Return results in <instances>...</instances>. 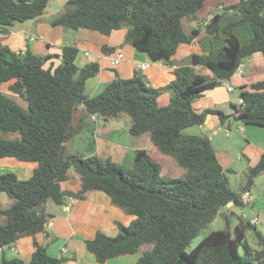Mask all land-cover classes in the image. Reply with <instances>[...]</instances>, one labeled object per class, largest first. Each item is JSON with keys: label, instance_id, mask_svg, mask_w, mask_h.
I'll use <instances>...</instances> for the list:
<instances>
[{"label": "trees", "instance_id": "1", "mask_svg": "<svg viewBox=\"0 0 264 264\" xmlns=\"http://www.w3.org/2000/svg\"><path fill=\"white\" fill-rule=\"evenodd\" d=\"M50 0H0V85L17 95L24 107L0 89V158L12 157L34 162L26 175L14 171L0 173V193L11 203L0 205V251L23 236L44 231L50 214L47 202L61 205L67 196L84 198L93 190L108 196L109 204L132 218L115 221L116 234L96 231L84 241L97 263L141 251L136 264H264V231L237 215L230 230L229 215L220 210L229 202L241 206V195L249 192L256 177H264V151L254 165L243 172V182L232 190L228 172L216 158L209 137L185 134L183 130L200 126L208 114H216L221 124L239 122L264 128V78L252 82L248 90L240 87L238 103H230L225 114L218 109L200 111L193 99L206 89L219 86L255 52L264 58V0H237L223 7L238 17L222 28V13H213L205 23L187 33L183 19L197 20L196 12L206 0H67L66 10L52 25L73 30L90 29L107 35L126 27L124 42L145 52L153 61L169 63L182 43H189L202 29L213 42L222 33L225 43L203 53H192L187 63L174 70V78L158 88L148 84L137 70L130 77L115 71L114 78L96 95L84 93L87 79L99 71L96 61L78 67V48L65 45L61 62L54 65L52 55L31 49L13 51L2 43L16 22L44 13ZM249 25L252 36L241 45L234 29ZM103 52L114 47L103 45ZM196 67L204 68L210 75ZM161 92H169L166 105H158ZM82 107L79 123L74 112ZM98 115L104 121L122 116L129 119L131 135L148 132L154 146L170 155L184 169L173 177L163 170L146 149H137L131 167H122L110 158L87 157L68 152L69 142L82 129L84 119ZM73 169L79 177L76 192L63 190L61 183ZM220 215L223 229L206 234L190 251L194 237ZM252 231L258 248L250 245L246 232ZM144 244L150 248H142ZM35 250L28 258H7L0 264H59L62 259L48 254L46 244L34 239Z\"/></svg>", "mask_w": 264, "mask_h": 264}, {"label": "crops", "instance_id": "2", "mask_svg": "<svg viewBox=\"0 0 264 264\" xmlns=\"http://www.w3.org/2000/svg\"><path fill=\"white\" fill-rule=\"evenodd\" d=\"M66 1L67 0H50L44 13L39 17L24 22L14 23L9 31L3 34L2 43L13 51H22L29 48L37 54L52 55L48 63L52 62L54 65L61 62V50L63 46L75 45L78 48V54L75 59V63L78 67L81 68L91 61H96L99 64L98 73L85 82L84 93L88 96H94L99 93L106 84L114 78L115 71L122 77L132 76L135 70L140 73L141 71H147V75H145L146 78L149 79V81H147L149 85L152 87L164 86L174 78V70L187 63V58L190 54H200L211 47H219L225 43L224 34H221L211 42L209 35L200 29L199 33L191 42L182 43L178 47L169 63L153 61L145 52L136 50L131 44L125 43L127 45H121L124 40L126 28L113 30L111 33L104 35L98 31L84 28L74 30L75 32H70V30H66L64 26L52 25V21L61 17L65 12ZM209 1L208 6H211V11H207L204 16L197 14L199 10L196 12V18L200 20V26H202L213 13H221L220 10L223 9L224 6L235 3L237 0ZM229 11V14H224L226 17L224 15L222 16L219 22L220 28L238 17L234 11ZM262 15L264 16V9ZM194 25L195 24H193L190 29ZM234 34L238 37L240 44L245 45L249 42L252 31L250 26L245 25L242 28L234 29ZM103 45L114 47V50L111 53L103 52L101 49ZM118 49L122 50L123 57L118 63H114L113 59ZM141 64H145V68H141ZM195 70L210 75V72L204 68L196 67ZM263 78L264 58L260 52H255L250 57L243 60L242 65L235 70L228 80L223 81L217 87L206 89L201 96L193 99L192 106L198 111L211 108L229 114L225 106L230 103H238L240 100L239 96H235V102H233L234 99L230 96V94L233 93V88L243 87L242 89L248 90L252 82L262 80ZM3 84L4 87H2V91L7 92L6 88L9 83ZM3 84L0 85V89ZM227 85L231 86L232 89L228 90ZM169 99V93L162 92L157 99L158 105H166ZM76 113L77 115L74 116V124L79 123L78 119L83 114L82 107H79ZM126 117L127 116H122L116 120L110 121H104L102 119L104 124L98 125V115L93 114L87 116L84 121L88 120V123H93L95 126L93 125L91 128L83 127L80 132H84L85 129L92 130L94 147L89 154L97 155L100 158H110L114 162H122L128 166H132L135 151L143 148L147 150L153 159L162 165L165 172L173 177L182 175L184 169L177 164L173 157L160 152L154 146L148 132L140 135H131L129 133V121ZM121 121L126 124L125 127L119 126ZM232 125L240 128L242 137L245 140V143L241 145V152L245 157V163L242 167L243 172L248 166L257 163L261 153L264 151V128L257 125H244L239 122H232L229 125L228 122L227 124H221L216 114L206 115L204 123L198 127L199 131H201L200 135H205V133H207L206 136L209 137L216 158L221 166L231 172L232 169L230 166L234 163L233 156L223 146L219 145L215 148L214 144L215 140L221 137L219 134L222 129L226 130L224 134L226 140L234 136L230 132ZM7 162H12L11 158H0V168H3L2 171L15 170L8 169L6 167ZM26 163L28 164H22L24 166L23 169H20L22 172L17 173L26 176L36 166L34 162ZM15 168H17V166ZM2 171H0V173ZM70 174V178L62 182L61 187L63 190L76 192L79 189V177L75 171H70ZM247 193L248 200L243 202L249 207V213L247 215L244 209L240 210L241 216L248 219L250 222L256 220V222L252 223L258 230L264 231V186L255 197H252L251 190ZM10 203L11 200L6 194L0 193V205L6 206ZM231 206H234L233 203L227 206L226 210L230 211ZM46 211L50 216L48 217L44 231L36 233L34 237L30 235L20 237L12 245L4 247L0 251V254L7 258H12L14 256L28 258L35 250V239L39 243L46 244L49 255L62 259L59 264H136L141 251L134 254L117 256L107 260L105 263H97L92 254H90L85 247L84 241L92 238L96 231H101L106 235H115L117 232L115 221L128 223L132 218L123 211L112 207L109 204L106 193L100 190H93L88 192L84 198L67 196L64 199V203L61 205L47 202ZM231 211L233 213V210ZM236 222L237 219L235 217L233 227Z\"/></svg>", "mask_w": 264, "mask_h": 264}, {"label": "rangeland", "instance_id": "3", "mask_svg": "<svg viewBox=\"0 0 264 264\" xmlns=\"http://www.w3.org/2000/svg\"><path fill=\"white\" fill-rule=\"evenodd\" d=\"M208 2H210V1L209 0H206L205 1L203 8L201 7L199 9V11L197 13L198 15L204 16V15H206V12L207 11H211L212 10L211 9V6H208V4H209ZM225 3H227V2H225ZM220 12L223 15L225 13H228V14L230 13V11H224L223 12L222 9L220 10ZM234 13L238 15L237 12L234 11ZM199 22H200L199 19H197V20H188L186 18L183 19L182 25H183L184 31L187 32V33H189L190 32V27L193 24H195L194 26L199 25ZM246 26H249V25H246ZM65 28H66V30H70V32H75L73 29H70V28H67V27H65ZM122 28H126V27H122ZM126 31H127V28H126ZM123 44H125L124 41L122 42L121 45L123 46ZM125 45H127V44H125ZM118 52H121L122 53V50L118 49ZM146 73H147V71H141V74L145 78H146V75H147ZM147 81H149V79H147ZM2 87H4V84L1 86V90L3 89ZM158 87H160V86H158ZM158 87H156V88H158ZM7 93H9V92H7ZM167 93H169V92H167ZM9 94H10V96L15 101L19 102L24 107L26 106L25 102L23 100H21L17 95L12 94V93H9ZM161 94H162V92L160 93V95ZM169 95H170V93H169ZM239 95H240V89L238 87L233 88V93L230 94L231 98L234 99L233 102H235V96H239ZM225 109H227L228 112L231 111L230 104L227 105V106H225ZM227 110H225V111H227ZM75 115H77L76 111H75V113L73 115V118H72L73 119V122H74V116ZM126 118L129 121L128 117H126ZM120 123L121 124H119V126H121V127H125L126 126V124H124L123 121H121ZM97 124L98 125H103L104 124V121H102V118L100 116H99V119H98V123ZM93 125H94L93 123H91V124H90V122L88 123V120L87 121H84V124L82 126V129H83V127H86V128L89 127V128H91ZM91 132H92L91 129L90 130L85 129L84 132H78L73 138H71V140L69 142L70 147H68V152L69 153H72V154H76L78 156H82V157H87V156L91 155L89 153H91V151H92V149L94 147V143H93V140H92V133ZM230 132L234 136L232 138H230L229 140H226V137L224 136V134L226 133V130L225 129H222L221 130V133L219 134L221 137H218L215 140L214 147L216 148L219 145L220 146H223L233 156L234 163L230 166V168L232 170H231V172H228V178H229L230 188L232 190H235L236 191V190L239 189V185H241V183L243 182V175H244L243 172L245 171L244 170L242 172V169H243L242 167H243V164L245 163V157H244V155L241 152V145L243 143H245V140L242 137V132L240 131V128H237L235 125H232L231 126ZM183 133H185V134H199L200 135L201 131H199V127L198 126H191V127H188L186 129H184L183 130ZM205 135H207V133H205ZM9 158H11L12 162H7V164H6L7 166L6 167L8 169H15V170H12L14 172H20L21 173L22 171L20 169H23V167H24L22 164H28L26 162L19 161V160L15 159V158H12V157H9ZM13 162H15L17 165L15 163H13ZM116 163L118 165L122 166V167H131V166H128L127 164H124L122 162H116ZM15 165L17 166V168H15L16 167ZM2 169L3 168H0V171H2ZM6 171H10V170H6ZM70 171L71 172H74L73 169H71ZM182 175H180V176H182ZM263 178H264L263 176H258V178L257 177L255 178L254 184H253V186L251 188V191H252L251 195H252V197H255L259 193V191H261L263 189V186H264ZM48 202H50V201H48ZM230 209L233 210V213H235V214H232V215L230 213V215L228 216L229 219H230V230H232L233 229L232 227H233L234 222H235L236 215H241L240 210H243V209L245 210V212L248 215V213H249V207L246 206L245 204H243L241 206H237V205L231 206ZM231 210L229 212H232ZM221 211L226 212L227 211L226 210V207L222 208L220 210V212ZM253 213L255 214V211L254 210H253ZM223 228H224V223H223V221L221 219V216L218 215V216H216L214 218V220L210 224H208L207 227L203 228L198 233V235L192 239V241L190 242V244L186 248V251H190L209 231L223 229ZM262 229H263V227H262ZM246 239L250 243L251 246H253L255 248H258V244H257L256 238L253 235L252 231H247L246 232ZM142 248L143 249L144 248H150V245L144 244Z\"/></svg>", "mask_w": 264, "mask_h": 264}, {"label": "built area", "instance_id": "4", "mask_svg": "<svg viewBox=\"0 0 264 264\" xmlns=\"http://www.w3.org/2000/svg\"><path fill=\"white\" fill-rule=\"evenodd\" d=\"M122 57H123V54L121 52L117 51V53H116V55H115V57L113 59L114 63H118L120 61V59H122ZM241 65H242V63H240L238 67H240ZM140 67L141 68H145V64H141ZM227 89L231 90L232 88H231V86L227 85ZM247 195H248L247 192L242 193V195H241L242 201H247L248 200L247 199ZM252 222H256V220H253Z\"/></svg>", "mask_w": 264, "mask_h": 264}, {"label": "water", "instance_id": "5", "mask_svg": "<svg viewBox=\"0 0 264 264\" xmlns=\"http://www.w3.org/2000/svg\"><path fill=\"white\" fill-rule=\"evenodd\" d=\"M233 202H229L228 204H227V206H229V205H231Z\"/></svg>", "mask_w": 264, "mask_h": 264}]
</instances>
